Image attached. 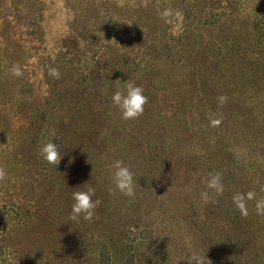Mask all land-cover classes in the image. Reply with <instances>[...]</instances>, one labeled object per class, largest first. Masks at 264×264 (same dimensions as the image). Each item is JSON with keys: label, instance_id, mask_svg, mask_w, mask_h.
<instances>
[{"label": "rangeland", "instance_id": "rangeland-1", "mask_svg": "<svg viewBox=\"0 0 264 264\" xmlns=\"http://www.w3.org/2000/svg\"><path fill=\"white\" fill-rule=\"evenodd\" d=\"M127 80L135 120L111 99ZM0 168L13 264H264V0H0ZM88 187L100 204L72 221Z\"/></svg>", "mask_w": 264, "mask_h": 264}, {"label": "clouds", "instance_id": "clouds-1", "mask_svg": "<svg viewBox=\"0 0 264 264\" xmlns=\"http://www.w3.org/2000/svg\"><path fill=\"white\" fill-rule=\"evenodd\" d=\"M167 14L168 13L166 12L165 15ZM14 71L16 75H21L19 69H14ZM51 74L57 78L59 77V71L57 69H51ZM124 84V89H118L112 96V103L119 108L124 120L138 119L144 113L148 98L144 95V90L137 86L135 82L127 80ZM40 155L49 165L54 166L56 170L64 158L60 146L55 142L44 144L40 148ZM111 167L114 169L111 179L115 190L128 197H133L135 195L136 184L132 171L124 166L121 161L114 162ZM5 175L6 173L4 169L0 168V180L5 179ZM208 187L214 189L218 194L221 193L223 191V185L220 176H213L208 182ZM202 195L207 199V193H203ZM94 196L95 189L91 187L73 193L72 198L74 204L72 205L70 216L72 221H78L81 217L84 220H92L95 214V209L100 204L99 200L93 199ZM253 197L254 193L251 192L247 193L246 196L245 194H236L233 197V202L242 215H247L246 201L253 199ZM257 210L258 212H264V200L257 203ZM186 260L187 264H193V262H195V264H204V260L198 256H190Z\"/></svg>", "mask_w": 264, "mask_h": 264}, {"label": "trees", "instance_id": "trees-1", "mask_svg": "<svg viewBox=\"0 0 264 264\" xmlns=\"http://www.w3.org/2000/svg\"><path fill=\"white\" fill-rule=\"evenodd\" d=\"M252 59V58H251ZM61 164V163H60ZM60 165L58 166L57 170L54 167L51 169L50 175H56ZM0 264H13V254L10 252L8 245L3 241V238L0 237Z\"/></svg>", "mask_w": 264, "mask_h": 264}]
</instances>
